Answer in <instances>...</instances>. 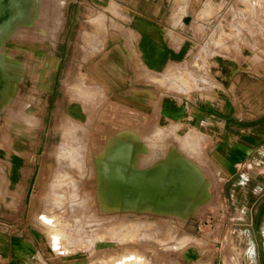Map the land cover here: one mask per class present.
Returning <instances> with one entry per match:
<instances>
[{
	"label": "rangeland",
	"instance_id": "obj_1",
	"mask_svg": "<svg viewBox=\"0 0 264 264\" xmlns=\"http://www.w3.org/2000/svg\"><path fill=\"white\" fill-rule=\"evenodd\" d=\"M39 1L4 0L0 11L3 24L0 59L1 44L7 39L2 50L4 62L0 63V159L9 162L12 150L25 156L37 154L41 158L27 197L29 227L34 237L50 253H68V256L77 258L74 264H134L129 258L127 261V257L141 258L137 264H191L185 260L188 249H196L208 259L214 257L215 264H243L246 251L243 243H246L248 224L238 220L232 226L234 213L226 210L224 201L217 194L218 185L215 184L219 178L216 165L205 158L207 164L201 163V168L197 164L198 159L192 158L199 156L202 159L197 137L175 126L161 125L155 113L147 114L145 120L132 116L131 113L139 111L130 109L127 102L110 97L102 86L95 85L93 81L87 82L86 79L81 82L87 73L82 74L80 68H71L68 78V58L66 67L60 68L58 59L51 52L56 39L58 12L55 10H59V0H41L40 4ZM209 10L212 22L195 25L192 50L186 62L172 70L170 85L185 81L193 88L200 80L208 82L215 75V70H219L221 61L232 60L241 64L248 59L264 57V0H232L212 9L209 7ZM36 16L38 19H33ZM198 18L204 17L198 15ZM48 60V83L44 82L37 88L35 72L42 73ZM23 65L25 75L19 81L17 73ZM69 102L79 110L82 106L86 115L68 119ZM132 123L137 126L129 127ZM77 128L83 132L80 135L70 133L68 142L65 141L63 133ZM69 142L75 145L67 147L69 151L60 161L57 152ZM144 143L147 147L143 146ZM182 143L190 148L182 149ZM152 144L155 150L150 155L148 147ZM192 145L197 150L192 149ZM98 158L103 159V163H99ZM124 158L130 162L119 163ZM108 161H115L119 166L117 173L126 178L134 173H155L157 185H165L164 195L160 192L142 195L148 188L158 190L157 186H152L155 180L147 182L145 188L126 183L125 189L132 195L114 198L113 204L119 202V205L114 204V209L108 208L104 195H100L103 188H109L105 183L106 170L102 167ZM177 166L180 169L184 167V195L173 194L172 191H176L175 177H171L170 182L165 180ZM8 173L12 177V169L9 168ZM101 173L102 180L97 179ZM11 180L7 184L9 192L13 190ZM58 186L57 189L62 186L66 190L68 197L54 194ZM166 194L173 197V202L145 199L148 200L145 203L150 205L142 204L141 197L164 199ZM48 198L59 201L64 198L68 201L69 198L74 205L69 213L74 216L72 219L75 218L72 229L68 228V217L63 221L52 218L56 223H51L52 215L46 212ZM42 215L47 216L50 223L40 219ZM165 220L172 229L168 234L158 235V224L166 223ZM252 229L256 231V227ZM53 230H57V235ZM68 230L74 232L69 240ZM55 235H59L62 243H53ZM64 245H68V250L60 248ZM253 246L257 245L254 243Z\"/></svg>",
	"mask_w": 264,
	"mask_h": 264
},
{
	"label": "crops",
	"instance_id": "obj_2",
	"mask_svg": "<svg viewBox=\"0 0 264 264\" xmlns=\"http://www.w3.org/2000/svg\"><path fill=\"white\" fill-rule=\"evenodd\" d=\"M229 1L59 0L51 52L60 68L66 67L68 58V78L71 68H80L82 74L87 73L81 82L93 81L110 97L127 102L130 109L139 111L132 116L145 120L147 114L155 113L161 125L193 133L202 159L192 158L198 159L200 167L207 164L206 158L218 168L217 194L226 210L234 213L232 226L238 220L248 224L243 264H264V57L241 64L221 61L208 82L200 80L193 88L185 81L169 83L172 70L189 57L195 25L212 22L209 7ZM6 40L1 44L0 63L4 62ZM49 67L35 72L37 88L48 83ZM17 75L23 80L24 65ZM68 105V119L86 115L82 106L79 110L71 102ZM128 162L125 158L119 161ZM40 163L39 155L25 156L14 150L9 162L0 159V185L4 186L0 187V264H74L77 260L68 253L48 252L29 227L27 197ZM171 177L176 178V191L166 187L184 195V167L177 166L165 180L170 182ZM10 178L13 190L9 192ZM185 260L216 262L196 249H188Z\"/></svg>",
	"mask_w": 264,
	"mask_h": 264
},
{
	"label": "bare ground",
	"instance_id": "obj_3",
	"mask_svg": "<svg viewBox=\"0 0 264 264\" xmlns=\"http://www.w3.org/2000/svg\"><path fill=\"white\" fill-rule=\"evenodd\" d=\"M12 0H8V2H11ZM41 1V0H40ZM40 1H39V4H40ZM3 2H4V0H0V11H1V9H2V6H3ZM17 2V1H16ZM56 2V1H55ZM54 2V3H55ZM38 3V2H37ZM42 5V4H41ZM58 5V4H57ZM207 5H209V4H207ZM53 6H55V5H53ZM208 7V6H207ZM57 8V7H56ZM22 9V8H21ZM14 10V9H13ZM20 11H24V10H20ZM19 11V12H20ZM54 11V10H53ZM56 11V13L57 12H59V10H55ZM54 11V12H55ZM54 12H53V14H54ZM56 13H55V15H56ZM52 14V13H51ZM2 23L0 22V31H1V28H2ZM50 27V26H49ZM45 62H47V61H45ZM48 63H49V61L47 62V63H44V66H45V68H48L49 67V65H48ZM43 66V67H44ZM26 105V103L24 102L23 103V105ZM70 130V129H69ZM66 131V132H64L63 133V137H64V140L66 141L67 140V142H68V137H69V135H70V133H76L77 135H80L83 131L81 130V128H77L75 131ZM112 141V140H111ZM115 143V142H114ZM69 144V145H68ZM68 144H65L64 146H62L63 148H60L59 149V151L57 152V156H58V158H59V160L60 161H62L63 159H64V156L67 154V152L69 151L68 149H67V147L68 146H73V145H75V144H72V143H68ZM116 144V143H115ZM61 145H63L62 143H61ZM110 145V144H109ZM110 147H112L111 145H110ZM109 147V148H110ZM154 147H155V145H153V146H151V150H149V154L150 155H152L153 153H154ZM108 148V147H107ZM115 148V147H114ZM107 152H108V149L106 150ZM112 151H113V149H112ZM111 151V152H112ZM104 154V153H103ZM105 154H106V152H105ZM108 154V153H107ZM110 156V155H109ZM104 157V156H103ZM105 158V157H104ZM107 158V157H106ZM99 159V163H100V161H102V160H100V158H98ZM104 161V160H103ZM103 161H102V163H103ZM101 163V164H102ZM105 163V162H104ZM100 164V165H101ZM99 164H98V162H97V166H98ZM163 165V164H162ZM102 166V165H101ZM101 166H100V168H101ZM102 167H104L103 169H105L106 170V173L104 172V174H106L104 177H105V179H106V185L107 186H109V188H103L104 190L102 191H100V195H104L103 197H104V199L103 200H105V202H107V204L109 205V207L108 208H111V209H114L113 208V205L114 204H117V205H119V202L118 203H114L113 204V200H114V198H116V199H118V198H120L121 196L122 197H124V198H126L127 196H129L130 194L132 195V193H130L129 191H127L126 189H125V184L126 183H128L129 185H143V187L145 188L147 185H146V183L147 182H153L154 180H155V182H156V174L154 173V174H147V175H139V174H131V175H129L127 178L126 177H124V175H119L118 173H117V170H118V168H119V166H117V164L115 163V162H111V161H108L107 162V164L104 166V164H103V166ZM121 167V166H120ZM102 169V170H103ZM120 170H122V169H120ZM119 171V170H118ZM102 172V173H103ZM123 172V171H122ZM102 173H101V175H99V177L97 178V179H99L100 177L101 178H103V176H102ZM120 173V172H119ZM96 178V177H95ZM100 178V180H102ZM105 179H103V182L105 181ZM186 179V178H185ZM216 179V178H215ZM96 180V179H95ZM100 180H98V183H99V181ZM184 180V179H183ZM182 180V181H183ZM182 181H181V183H182ZM180 182V181H179ZM184 182V181H183ZM176 183V182H175ZM97 183L95 182V185H96ZM100 184H101V181H100ZM127 184V185H128ZM152 184V183H151ZM158 184V181L155 183V184H153L152 186H157L158 187V190H153L152 188L151 189H146L145 191H143L142 192V195L143 196H145V195H149V194H152L153 192H160V193H162V195H164V191H163V186L162 185H157ZM128 185V186H129ZM186 184H184V186H185ZM106 186V187H107ZM61 188V191H60V189H57V188H59V186L58 187H56V189H57V191L55 190V188H54V190L56 191L54 194L56 195V196H59L60 197V195H62V194H64L65 196L67 195V197H68V194L66 193V190L65 189H63L62 188V186H60ZM181 187V186H180ZM179 188V187H178ZM67 189V188H66ZM75 189V188H74ZM62 191H64L65 193H62ZM74 191V190H73ZM52 192V191H51ZM77 192V191H76ZM76 192H75V194H76ZM73 194V193H72ZM84 194V193H83ZM70 196V195H69ZM98 196V195H97ZM72 197H74V196H72ZM152 197V196H151ZM132 198H134V196H132ZM145 199H150L151 201L152 200H154V201H156V202H164V203H167V202H173V197L171 196V195H168V194H166L165 195V197H164V199H161V198H154V197H152V198H143V197H141V201L143 202L142 204L143 205H150V203H145V202H147L148 200H145ZM72 200V199H71ZM73 200H74V198H73ZM72 200V201H73ZM176 201V200H175ZM77 202V201H76ZM104 202V201H103ZM177 202V201H176ZM75 203V202H74ZM101 204V203H100ZM139 205H141L140 203H139ZM74 205L73 204H71V202L69 201V198H68V201H67V198H64V200L63 201H59V200H56V199H54V200H52V199H50V198H48V200H47V205H46V207H47V209H46V212H47V215H52V217H51V223H56V220L58 219V218H60V220L61 221H63L64 220V218L65 217H68L66 220L68 221V228L70 227H72L73 228V225L75 224L74 222H75V218L74 219H72L73 217H71L70 216V214L69 213H71V211H73V207ZM142 206V205H141ZM218 206V205H217ZM116 207V206H115ZM75 208H76V206H75ZM53 211H56L55 213L53 212ZM173 211V210H172ZM172 211H170V212H172ZM43 214H45L46 215V213H43ZM45 215H42L41 216V218L40 219H46L45 220V222H47V223H50V221L46 218L47 216H45ZM54 215V216H53ZM57 217V218H56ZM52 218H56V220L54 221ZM59 220V221H60ZM77 221V220H76ZM94 221V220H93ZM165 222L166 223H161V224H158V228H157V230H158V235H165V234H168V231H170L172 228H171V226L168 224V222L165 220ZM63 223V225H64V222H62ZM74 223V224H73ZM90 223V222H89ZM51 224H49V227H51L50 226ZM102 225H105V223L104 224H102ZM53 226V229H54V225H52ZM77 226V225H76ZM87 226H89L88 224H87ZM97 226V225H96ZM101 227V226H100ZM71 228V229H72ZM98 228V227H97ZM58 229V228H57ZM70 229V230H71ZM102 229V228H101ZM112 229V228H111ZM49 230V229H48ZM59 230V229H58ZM61 230V229H60ZM76 230V229H75ZM54 232H56L57 230H53ZM78 231V230H77ZM98 231H99V229H98ZM105 231V230H104ZM76 232V231H75ZM87 232V231H86ZM100 233H103V231L101 232V231H99ZM99 232H98V234H99ZM106 232V231H105ZM105 232H104V234H105ZM107 232H108V230H107ZM61 233V232H60ZM73 233L74 232H70L69 230H68V234H70V235H68V240L69 239H72V235H73ZM96 234H97V230H96V232H95ZM56 235H57V232L55 233ZM72 234V235H71ZM84 234V233H83ZM108 234V233H107ZM55 235V238H54V240H52L53 241V243L55 244V245H58V244H60V243H62L61 242V238L59 239V235L58 236H56ZM62 236H63V234H61ZM67 235V234H66ZM100 235V234H99ZM99 235H98V237H99ZM102 236H105V235H103V234H101ZM110 235H111V232H110ZM113 235V234H112ZM157 235V236H158ZM84 236V235H83ZM92 236V235H91ZM95 236V235H94ZM97 236V235H96ZM108 236V235H107ZM56 237H58V238H56ZM106 237V236H105ZM111 237V236H110ZM160 237V236H159ZM95 238V237H94ZM97 238V237H96ZM95 238V239H96ZM107 238H109V237H107ZM161 238V237H160ZM50 239H53V237H51ZM62 239L64 240V238L62 237ZM112 239V238H111ZM60 240V241H59ZM59 241V242H58ZM228 241V240H227ZM54 244H52V245H54ZM54 245V246H55ZM61 249H65V250H68V245H64L63 246V248L62 247H60ZM69 249H75V247H69ZM227 249V248H226ZM238 249V248H237ZM240 251V250H239ZM238 252V251H237ZM233 254V253H232ZM238 254V253H237ZM234 257H235V255H234ZM238 257V256H237ZM237 257H236V259L235 260H237ZM124 258H126V257H124ZM128 258H129V261L130 262H133L134 264H137V262H138V260L139 261H141L139 258L137 259L136 258V260L132 257V259H134V260H132L130 257H127L126 259H127V261H128ZM239 258V257H238ZM123 258H120V260H122ZM125 259V260H126ZM132 261H131V260ZM118 262H119V260H118ZM121 262V261H120ZM119 262V263H120ZM140 263V262H139ZM138 263V264H139ZM114 264H118V263H114ZM122 264H128V263H123L122 262ZM130 264V263H129Z\"/></svg>",
	"mask_w": 264,
	"mask_h": 264
}]
</instances>
